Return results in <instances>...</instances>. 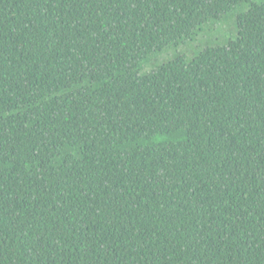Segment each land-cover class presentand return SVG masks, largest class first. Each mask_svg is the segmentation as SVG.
I'll return each instance as SVG.
<instances>
[{
  "label": "trees",
  "instance_id": "obj_1",
  "mask_svg": "<svg viewBox=\"0 0 264 264\" xmlns=\"http://www.w3.org/2000/svg\"><path fill=\"white\" fill-rule=\"evenodd\" d=\"M0 264H264V0H0Z\"/></svg>",
  "mask_w": 264,
  "mask_h": 264
},
{
  "label": "rangeland",
  "instance_id": "obj_2",
  "mask_svg": "<svg viewBox=\"0 0 264 264\" xmlns=\"http://www.w3.org/2000/svg\"><path fill=\"white\" fill-rule=\"evenodd\" d=\"M237 34L238 26L235 15L212 22L207 25L203 31L199 32L194 39L185 41L177 48H172L152 56V58L145 63L144 72H149L178 55H184L189 59L194 58L203 49L210 46L223 45L229 39L236 38Z\"/></svg>",
  "mask_w": 264,
  "mask_h": 264
}]
</instances>
